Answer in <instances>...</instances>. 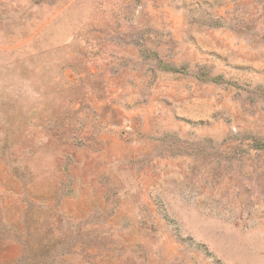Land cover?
<instances>
[{"label": "rangeland", "instance_id": "rangeland-1", "mask_svg": "<svg viewBox=\"0 0 264 264\" xmlns=\"http://www.w3.org/2000/svg\"><path fill=\"white\" fill-rule=\"evenodd\" d=\"M0 264H264V0H0Z\"/></svg>", "mask_w": 264, "mask_h": 264}]
</instances>
